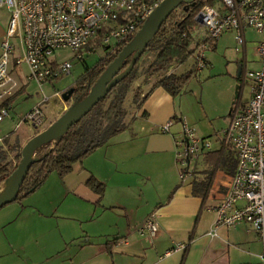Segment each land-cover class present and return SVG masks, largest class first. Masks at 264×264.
<instances>
[{"label":"crops","instance_id":"crops-1","mask_svg":"<svg viewBox=\"0 0 264 264\" xmlns=\"http://www.w3.org/2000/svg\"><path fill=\"white\" fill-rule=\"evenodd\" d=\"M7 21L0 13V55ZM248 30L241 52L236 50L233 32L211 46L208 52H214L212 57L223 54L230 58L225 66L207 58L201 80L189 86L188 93L184 88L174 98L162 88H153L156 81L144 86L142 97H146L138 107L132 105L128 93L124 131L74 163L66 176L52 173L35 192L0 209V264H263L264 242L248 224L219 228L215 237L208 234L215 220L211 206L230 188L213 190L228 148L222 144L221 132L229 124L234 104H245L251 97L244 72L260 68L256 50L264 36L249 30L250 37ZM229 41L236 58L225 52ZM249 44L254 52L251 63L247 61ZM13 73L20 91L12 104L29 95L32 85L39 89L27 81V69L15 67ZM60 101L49 112L42 109L46 129L71 107ZM182 120L212 144L211 150L202 154L196 176L185 182L180 180L174 146ZM170 121L169 133H162L161 128ZM33 130L21 138L31 139L45 129ZM16 132L7 130L0 147L11 144ZM210 173L206 196L198 191L195 194L194 183ZM90 179L104 186L102 195L88 186ZM152 215L159 229L150 238L139 229ZM179 244H185L186 249L176 250Z\"/></svg>","mask_w":264,"mask_h":264},{"label":"built area","instance_id":"built-area-1","mask_svg":"<svg viewBox=\"0 0 264 264\" xmlns=\"http://www.w3.org/2000/svg\"><path fill=\"white\" fill-rule=\"evenodd\" d=\"M163 0H0V8L9 12L0 55V123L10 115L12 100L20 91L13 69H27V81L42 86L70 75L69 61L56 55L79 53L90 45L110 47L108 56L128 45ZM195 21L200 28L193 34L196 71L208 67L206 52L226 33L235 35L236 50L245 47L246 30L264 36V0H221L220 7L204 6ZM203 32L201 36L197 32ZM94 49V48H93ZM260 68L245 71L251 97L245 104L235 103L228 126L222 130L224 147L235 154V173L226 195L211 206L215 214L209 236L222 227L248 224L264 242V39L257 47ZM53 97H58L54 94ZM51 98L42 96L38 106L23 119L37 129L44 123L42 106ZM172 121L161 128L169 133ZM175 159L180 180L193 179L196 167L212 144L199 137L194 128L181 121L180 134L174 138ZM155 216L139 229L150 238L158 232ZM179 244L176 250H185ZM169 252L165 255H168ZM264 264V252L261 255Z\"/></svg>","mask_w":264,"mask_h":264},{"label":"trees","instance_id":"trees-1","mask_svg":"<svg viewBox=\"0 0 264 264\" xmlns=\"http://www.w3.org/2000/svg\"><path fill=\"white\" fill-rule=\"evenodd\" d=\"M221 0H192L189 13L182 21L170 22L171 15L163 23L156 36L150 41L141 57L137 60L131 73L119 81L111 91L77 124L73 125L67 133L59 137L54 143L42 146L35 151L47 149V152L33 157L32 164L26 179L18 191L14 202L22 200L24 197L35 192L52 173L59 177H64L72 171L74 163L82 161L99 147L103 146L108 140L125 130L126 111L123 103L129 92V86L135 80V73L138 63L143 55L150 51H157L158 54L149 67V71L157 73L166 70L172 61H177L182 65L186 63L194 53L193 34L200 28L195 21V17L200 10L206 6H213L220 3ZM183 2L182 4H184ZM190 45L193 48L190 50ZM106 56L95 67L87 68L79 81H77L78 94L73 105L80 103L97 84L103 76L106 68L116 57ZM131 58H128L118 74L125 72ZM195 62V61H194ZM196 68L182 75L170 73L159 79L153 88H162L172 97H178L195 76ZM138 96L136 95L135 98ZM146 97V96H145ZM140 102L135 99L136 107ZM110 100L107 108L106 103ZM6 143V142H5ZM12 144H6V148L0 147V185L8 180L16 170L20 155L16 156V164L13 165L9 160L10 152L15 148ZM15 161V159H14ZM211 182V173L202 181L194 183L195 194L198 193L205 197ZM88 186L96 193L102 195L104 186L95 179H90ZM198 191V192H197Z\"/></svg>","mask_w":264,"mask_h":264},{"label":"rangeland","instance_id":"rangeland-1","mask_svg":"<svg viewBox=\"0 0 264 264\" xmlns=\"http://www.w3.org/2000/svg\"><path fill=\"white\" fill-rule=\"evenodd\" d=\"M191 1L192 0H185L184 4H181L174 12H172V16L170 18V22L174 23L175 21H182V19L189 13L190 7H191ZM214 7L219 8L220 3L215 4ZM0 13L4 17H9V12L6 8H0ZM9 20V19H8ZM8 22V21H7ZM8 24V23H7ZM249 31V30H248ZM252 32L249 31L250 37ZM255 36V35H254ZM101 45H90L89 47L83 49L79 55L82 56V59H78L77 56L70 52H60L56 55V58L59 61H69L72 65L71 73L70 75L64 76L58 80L53 81L52 83L48 85L42 86V92L37 89L36 86L32 85L31 89H29L28 93L29 95L25 94L23 96H20L17 100L14 101L12 104V108L10 110L9 117L5 118L3 122L0 124V139L1 137H4L6 134V131L10 129V131H17V138L12 140V145H14L15 149L10 152L9 160H12L13 165L16 164V156L20 155L21 159V151L23 146L26 144V142L30 139V136H25V138H21L26 133H33L35 130H33V127L28 124L24 123L23 119L25 118L26 113L31 110L34 105H36L42 98L43 95L46 97H50L51 99L45 103V105L42 106V109H46L47 112L51 111L53 107L58 106L61 104V99L58 97H53L54 94H58V96L62 97L63 95L67 94L70 90H77L78 84L77 81L81 78L83 73L87 68H93L95 67L101 60L105 59L108 53V48ZM94 48V49H93ZM193 48L192 45H190L189 49L191 50ZM225 52L231 55V57L237 56V53L234 52V46L232 42H227L224 46ZM249 51L247 55V61L251 63L254 61V52H252L253 45H248ZM212 53L214 52H206V58L213 59V62L216 64V62L220 65L226 64L230 56H224L223 54L219 56H213ZM157 51H150L143 55V57L140 59L137 70L135 73V80L132 81V83L129 86V94L132 96V105L135 106L134 100L137 99V102H140L142 99V96L144 95V86L150 87L154 84V82L158 81L159 79L163 78L164 76L175 73L176 75H182L186 72L191 71L195 66L194 58L192 56L191 59H189L188 62L178 67V62L172 61L170 66L161 72L152 73L149 71L150 65L153 63L157 56ZM227 57V58H226ZM24 69L25 66H23ZM201 72H196L195 76L189 81V83L185 87V93H188L190 90V87L192 84H198V82L201 80L200 77ZM80 94L78 92H75V94L66 102L67 107L72 106L73 102L76 98V96ZM128 95V94H127ZM138 96L135 98V96ZM127 97V96H126ZM111 98L106 103V108L110 102ZM126 100V98H125ZM130 96L127 97L126 104L123 103V108L125 109L127 104L129 103ZM63 101V100H62ZM126 111V109H125ZM17 113V114H16ZM20 115H24L23 118H20ZM22 121V123L20 122ZM46 129V126L43 124L41 127L38 128L37 133ZM47 152V149H43L41 151H37L35 155H41ZM34 155V156H35ZM33 156V157H34ZM15 159V161H14ZM20 161V160H19ZM235 154L233 150L229 149V147L226 149L220 164L219 168L217 170V174L214 178L213 183V190H224L226 189L227 185H230L234 173H235ZM7 181V180H6ZM5 181V182H6ZM4 183V182H3ZM3 183L0 185V187L3 185ZM0 194H2L0 192Z\"/></svg>","mask_w":264,"mask_h":264},{"label":"water","instance_id":"water-1","mask_svg":"<svg viewBox=\"0 0 264 264\" xmlns=\"http://www.w3.org/2000/svg\"><path fill=\"white\" fill-rule=\"evenodd\" d=\"M183 2H185V0H163L132 41L118 52L116 57L106 68L103 76L90 90L88 95L77 105H72L61 119L40 134L31 138L23 146L21 159L11 176L14 177L13 182L4 193L0 194V209L14 202L18 191L28 175L35 151L44 145L54 143L59 137L67 133L69 129L81 121L119 81L131 73L137 60L141 57L150 41L156 36L163 23ZM128 58H131V60L127 69L125 72L118 74ZM240 72L241 65L238 67V76ZM72 93L73 90H70L67 94L63 95L61 99L67 102L71 98L70 96Z\"/></svg>","mask_w":264,"mask_h":264},{"label":"bare ground","instance_id":"bare-ground-1","mask_svg":"<svg viewBox=\"0 0 264 264\" xmlns=\"http://www.w3.org/2000/svg\"><path fill=\"white\" fill-rule=\"evenodd\" d=\"M14 177H11L6 182L3 183V185L0 187V192L4 193L12 184Z\"/></svg>","mask_w":264,"mask_h":264},{"label":"flooded vegetation","instance_id":"flooded-vegetation-1","mask_svg":"<svg viewBox=\"0 0 264 264\" xmlns=\"http://www.w3.org/2000/svg\"><path fill=\"white\" fill-rule=\"evenodd\" d=\"M74 94H75V90H73V93L71 94V96H70V97H72Z\"/></svg>","mask_w":264,"mask_h":264}]
</instances>
